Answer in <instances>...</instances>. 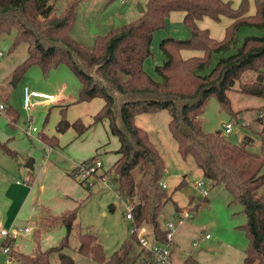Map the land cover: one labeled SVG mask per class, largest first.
Masks as SVG:
<instances>
[{
    "label": "trees",
    "instance_id": "obj_1",
    "mask_svg": "<svg viewBox=\"0 0 264 264\" xmlns=\"http://www.w3.org/2000/svg\"><path fill=\"white\" fill-rule=\"evenodd\" d=\"M79 1L69 0L58 14V0H0V36L14 33L12 48L28 44L26 59L14 70L18 79L35 65L48 74L65 64L81 81L78 103L95 98L104 100L90 125L81 119L70 122L62 113L57 130L64 133L73 127L81 136L93 125L108 121L120 147L116 163L106 173L119 196L132 205L131 229L136 230L130 231L121 248L108 259L97 235L76 224L79 210L76 207L51 217L48 223L49 229L59 224L66 229L57 246L42 250L38 245L33 253L27 254L14 248L15 239L5 240L3 244L12 247L16 264H52L54 254L59 255L61 264H75L73 256L67 253L74 232L78 252L98 263L160 264L148 262L147 249L139 242L137 228L146 225L156 240L166 242L168 231L161 216L173 197L163 186L165 160L148 131L136 123V117L162 110L171 115L169 129L181 157L192 156L204 178L222 185L234 202L243 205L247 215L244 228L249 238L245 264H264V124L257 132L261 136V153L248 150L254 142L251 136L234 144L221 130H204V113L211 96L217 98L226 112L237 114L229 92L247 72L255 73V77L242 83L239 92L264 99V34L248 35L241 44H236L243 28H264V0H254V14L250 13L251 0H241L238 6L230 0H148L139 18L113 26L93 48L72 37ZM174 11L185 13L183 21L189 36L162 39L163 63L155 66V76L146 70V60L153 55L155 33L167 28ZM205 17L216 22L223 17L232 20L222 39L214 38L209 29L199 26L198 22ZM187 50L198 51L200 55L185 57ZM7 113L9 125L14 127L19 114L12 106L7 107ZM257 119L264 121V115ZM42 139L52 147L59 141L57 136L43 135ZM0 149L11 157L18 156L7 143L0 141ZM98 156L99 153L83 161L82 167ZM81 165L70 175L77 178ZM183 186L181 182L176 190ZM174 204L178 213L180 207L175 201ZM111 209L115 206L111 205ZM183 264L203 263L189 258Z\"/></svg>",
    "mask_w": 264,
    "mask_h": 264
},
{
    "label": "rangeland",
    "instance_id": "obj_2",
    "mask_svg": "<svg viewBox=\"0 0 264 264\" xmlns=\"http://www.w3.org/2000/svg\"><path fill=\"white\" fill-rule=\"evenodd\" d=\"M68 1L58 0L56 6L58 14L65 9ZM147 1L80 0L72 37L86 47L93 48L97 40L106 35L113 26L139 18L142 14L139 5L145 6ZM230 1L234 6H238L241 2V0ZM251 3L250 13L254 14L256 12L254 0ZM220 22L215 24L223 30ZM263 34L264 28L245 27L238 34L236 44H241L248 35ZM168 36L177 38L189 36V30L183 19L169 17L167 28L155 33L152 43L153 55L146 60L145 64L146 70L152 75L156 76L155 66L163 63L160 42ZM13 39L14 33L0 36V53H2L0 54V98L6 105V109L0 111V141L17 151L18 156L12 158L4 155L1 149L0 155L5 156L9 165L12 163L15 168L20 169L15 174L14 183L16 181L26 183L25 177L30 171L37 177L35 183L41 188L37 189L42 191L43 203L59 207L62 202L57 198H61L65 190L66 176H70L69 173L77 163H80L76 154L77 140L86 141L82 146L81 162L100 152L99 157L103 168H100L98 174L87 181L77 178L79 184L77 186L82 188V200H78L74 208L79 207L76 224L85 229L89 228L97 235L107 258L110 259L129 236L132 221L128 216V201L119 196L111 177L106 173L111 170L119 157L116 153L120 147L119 139L110 133L108 127L107 130L104 129L103 122L93 125L91 129L92 132L94 129L98 130L104 137V143L99 144L98 147L94 146L98 135H89L91 130L81 137L77 135L73 127L64 133H59L57 124L62 113H65L70 121L69 116L77 120L78 114L82 111L86 112L80 105L73 106V100L79 94L81 81L68 65H60L48 74H45L40 66L35 65L23 73L18 83L14 84V70L26 59L28 44L21 43L16 48H12ZM254 77L255 73L247 72L229 92L234 109L237 111L235 116L222 109L215 96L209 98L204 113V130L207 132L221 130L222 134L234 144L241 143L245 136H251L254 142L248 150L261 153V136L257 132L262 129L264 121H258L257 117L264 115V111L260 110L264 108V99L239 92L241 84L249 83ZM26 86L31 91L53 95L59 101L58 104L50 102L46 106L44 101L31 97L32 107L27 110L24 103ZM8 106L15 108L19 114L18 122L14 127L9 125ZM170 119V113L162 110L157 113L140 114L136 117V123L148 131L152 142L165 160L163 182L167 183V189L172 193L173 200L168 201L164 206L161 223L164 228L168 223H174L176 227L172 241L173 261L185 262L189 258H194L203 264H245V251L249 245V238L244 228L247 215L243 205L234 202L230 193L222 185H215L211 180L204 178L192 156L186 159L181 157L178 143L169 129ZM229 122L232 123L233 128L227 133L225 124ZM34 127L37 128L36 131H31L29 135L25 133ZM22 134L24 137L20 138ZM43 135L57 136L58 144L51 148L43 141ZM30 158L36 160L34 169L27 167ZM110 174L114 175L113 172ZM8 176L11 174L8 173ZM200 180H204L208 187L207 200H203L204 196L196 186ZM181 182H184V186L176 190ZM8 183L9 181L5 184L0 182V222L7 213L5 208L8 204L2 203L5 202L6 197L3 191ZM174 201L181 207L180 212H190V218L185 219L182 225H177L178 217ZM111 205L115 206L114 210L111 209ZM51 217L46 215V221L39 222L29 220L30 231L20 234V239L23 240L21 243L23 251L30 254L40 244L43 248L60 244L66 235V230L62 224L49 229L48 223L52 221ZM145 227L149 236L153 237L151 228L146 225ZM60 230L59 236L56 237ZM44 235V241L41 243ZM75 235V232L71 235V247L67 250V253L73 256L75 264H101L78 252ZM207 235H209L208 238ZM56 243L57 245H54ZM195 243L197 245H194ZM145 253L148 262H155L147 250ZM7 259V255L0 251V264H7ZM51 261L52 264H61L58 254H54Z\"/></svg>",
    "mask_w": 264,
    "mask_h": 264
},
{
    "label": "crops",
    "instance_id": "obj_3",
    "mask_svg": "<svg viewBox=\"0 0 264 264\" xmlns=\"http://www.w3.org/2000/svg\"><path fill=\"white\" fill-rule=\"evenodd\" d=\"M251 2H252V0H251ZM184 15H185V13L182 11L181 12L180 11H174L170 14V17H172V18L176 17L178 20H180V19H184ZM225 19H227V20H225ZM231 21L232 20L230 18L223 17L222 21L220 22L223 25V30H221L219 26H216L217 24H215V23H217V22H214V20L209 18V17H205L204 19L200 20L198 22V24L201 28L209 29L214 38L222 39L225 36L226 27L231 23ZM195 55H200V52L192 51V50L184 51L185 57H190V56H195ZM77 99H78V95L75 96V98L73 100L74 101L73 106L77 107L80 105V106L84 107L83 110H86L85 113H84V111H82L81 114H78L77 118L82 119V121L85 124L90 125L93 122L94 115L103 107L104 100L102 98H95L91 101L78 103ZM44 102H45V105L47 106L50 102L58 104L59 101L55 97V99L52 101H44ZM69 119H70V122L75 120L72 116H69ZM103 125H104L103 126L104 129L107 130V127H108V129L110 131L108 121H104ZM98 127H100V126H98ZM91 129H92V127L87 132H89ZM110 133H111V131H110ZM75 135H76V132H75ZM77 135H78V133H77ZM89 135H98L97 141L94 142L95 147L96 146L98 147L99 144L104 143V137L101 136L102 134L99 133L98 130L94 129L93 132L91 130L89 132ZM19 137L22 138V137H24V135L22 134ZM85 142L86 141H84V140L83 141L77 140V144H76L77 145V148H76L77 153L76 154H77V158H78L80 163L79 164L77 163L76 166L73 168V170L82 163L81 162L82 161V146L85 144ZM73 146H71V148ZM51 148H52V146H51ZM98 153L100 154V152H97V154ZM4 155L9 156L6 153H4ZM4 157L5 156L0 155V182L1 183L3 182L5 184V182L9 181L8 186L6 187V185H5V190L3 191V194L5 195L6 198L4 199L5 202L2 203V204H8V205L5 208V211H7V213H6V215H4V218L1 219L0 224L4 228H7L10 230V232L12 234V238L15 239L14 248L16 250H19L21 252L26 253L25 251H23L21 249V246H22L21 243L23 242V240L20 239V234L24 232V228L28 227L29 220H31V221L37 220L38 222L41 220L46 221L45 220L46 215L56 217L58 215H61L62 213H64L67 210L74 209L75 204H78V200L79 201L82 200V188H78V186H77V185H79L77 182V178H79V177L76 178V176H72L69 173L70 176H66L67 178L65 179V190L62 192L61 198H57V200L60 199V201L62 202L61 206L59 205V207H56V206L53 207L54 204H52V205L44 204L42 201V191L40 190L41 188L38 187L35 183V181L37 180V177H35V175H33L29 171L25 177L26 183L22 184L19 181H16L14 183L15 174L17 173V171H20V169L15 168L12 163L9 165L6 158H4ZM9 157H11V156H9ZM12 158H14V157H12ZM98 159H100L99 156H98ZM35 162H36V160L33 159V168H30L28 166L27 167L30 169H34ZM8 165L10 167H8ZM8 173H10L11 176H8ZM201 174L203 175L202 171H201ZM165 184L167 185V183H165ZM41 187H43V185ZM37 188H40V189H37ZM167 188H168V185H167ZM62 197H64V198H62ZM41 210L43 211V213ZM179 212L177 213V217H178ZM59 232H61V230L58 231V233L56 234V237L59 236ZM45 235L43 236L41 243H43ZM3 241H4L3 238L0 237V243H2ZM56 241H57V239H56ZM54 245H57V243ZM45 246H48V245H45ZM52 247H54V246H52ZM49 248H51V247H49ZM45 249H48V248L42 247V250H45ZM171 260H172V264H182L183 263L179 260L177 262L173 261L172 256H171Z\"/></svg>",
    "mask_w": 264,
    "mask_h": 264
},
{
    "label": "built area",
    "instance_id": "obj_4",
    "mask_svg": "<svg viewBox=\"0 0 264 264\" xmlns=\"http://www.w3.org/2000/svg\"><path fill=\"white\" fill-rule=\"evenodd\" d=\"M124 1L125 0H122V2ZM31 97L38 98L40 101H52L55 99V97L51 94L41 93L38 91H31L28 88V86H26L24 103H25V107L27 108V110H30L32 107ZM5 109H6V105L2 102L0 98V111L2 112ZM232 128L233 126L231 122L225 124V131L227 133L231 132ZM36 130L37 128L34 127L32 130H28L25 133L29 135L31 131H36ZM100 168H103V164L100 159L95 160L94 162H92L91 164H88L87 166L82 167L81 165V168L78 173V177L87 181L92 176H94L96 173L98 174ZM163 186L167 187L165 183L163 184ZM196 186L199 188L201 195H203L204 197H207L209 195V190H208V187H206V182L204 180L198 181ZM128 207H129L128 216L131 218V220H133L132 205L128 203ZM188 218H190L189 211L180 212L178 214V222H177L178 224L177 225H182L184 223V220ZM29 230H30L29 227L24 228V231L28 232ZM131 230L134 231L136 230V228H132ZM166 230L168 231L167 240L166 242L163 243V242H159L154 237L149 236V233L147 232L145 225L137 228V236H138L140 244L144 248L149 250L152 253L155 261H157L160 264H172V260H171L172 248H173L172 241H173L174 233L176 230L175 224L168 223L166 225ZM0 237L3 238L4 241L9 238H12V234L10 230L7 228H4L1 224H0ZM206 237L208 238L209 235H207ZM3 242L0 243V250L7 255L8 257L7 264H16L15 258L12 255V251H13L12 247L3 244ZM194 245H197V243H195Z\"/></svg>",
    "mask_w": 264,
    "mask_h": 264
},
{
    "label": "water",
    "instance_id": "obj_5",
    "mask_svg": "<svg viewBox=\"0 0 264 264\" xmlns=\"http://www.w3.org/2000/svg\"><path fill=\"white\" fill-rule=\"evenodd\" d=\"M139 10H140L141 12H143V10H144L143 7H142L141 5H139ZM18 81H19V79H18L16 76H14V78H13V83H14V84H17ZM27 166L30 167V168H33V159H32V158L29 159V161L27 162Z\"/></svg>",
    "mask_w": 264,
    "mask_h": 264
}]
</instances>
